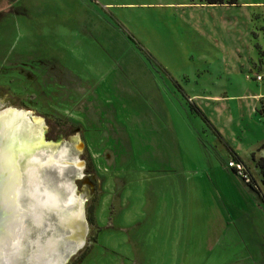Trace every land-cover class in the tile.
I'll return each mask as SVG.
<instances>
[{
    "label": "rangeland",
    "instance_id": "obj_1",
    "mask_svg": "<svg viewBox=\"0 0 264 264\" xmlns=\"http://www.w3.org/2000/svg\"><path fill=\"white\" fill-rule=\"evenodd\" d=\"M262 94L264 0H0V112L88 223L64 264H264Z\"/></svg>",
    "mask_w": 264,
    "mask_h": 264
},
{
    "label": "bare ground",
    "instance_id": "obj_2",
    "mask_svg": "<svg viewBox=\"0 0 264 264\" xmlns=\"http://www.w3.org/2000/svg\"><path fill=\"white\" fill-rule=\"evenodd\" d=\"M40 123L0 112V264H60L62 247L81 240L82 200L71 181L51 173L61 169L63 151L43 144Z\"/></svg>",
    "mask_w": 264,
    "mask_h": 264
},
{
    "label": "water",
    "instance_id": "obj_3",
    "mask_svg": "<svg viewBox=\"0 0 264 264\" xmlns=\"http://www.w3.org/2000/svg\"><path fill=\"white\" fill-rule=\"evenodd\" d=\"M51 173H53V175L56 177V175H57L56 170L54 172H51ZM82 218H83L84 222L81 226V232L79 234V238H81V240L78 241V243H72V245L70 247H69V244L66 246L67 248L62 247L61 254H63L66 261L64 262V260H63V261H61L62 263H60V264L66 263L68 261V259L70 257H72L79 250V248H81L85 244L86 236L88 233V223H87L86 218H85L84 210H83Z\"/></svg>",
    "mask_w": 264,
    "mask_h": 264
},
{
    "label": "trees",
    "instance_id": "obj_4",
    "mask_svg": "<svg viewBox=\"0 0 264 264\" xmlns=\"http://www.w3.org/2000/svg\"><path fill=\"white\" fill-rule=\"evenodd\" d=\"M206 3L209 4V5H215V4H223V0H206ZM263 102L260 103V108L256 111L259 115H261L262 117H264V98H262ZM59 118V117H58ZM64 120L66 118H63ZM69 121V120H68ZM75 123V122H73ZM233 161L236 162V163H239L241 165H243V163L240 161L239 158L236 157V155H233ZM262 162H264L263 160H261ZM230 161H228L229 163ZM228 163H227V168L231 171H233L236 175L237 173L235 172V169L234 168H230L228 167ZM244 166V165H243ZM245 171L249 174L250 176V182H248V186L251 187L253 190H256L255 188H258L256 185H255V180L252 178V176L250 175V173L248 172V170L245 168ZM238 176V175H237ZM241 178V177H240ZM242 179V178H241ZM243 180V179H242ZM244 181V180H243Z\"/></svg>",
    "mask_w": 264,
    "mask_h": 264
},
{
    "label": "built area",
    "instance_id": "obj_5",
    "mask_svg": "<svg viewBox=\"0 0 264 264\" xmlns=\"http://www.w3.org/2000/svg\"><path fill=\"white\" fill-rule=\"evenodd\" d=\"M261 77L257 76V80H260ZM228 167L230 168H234L235 169V172L237 173V175L239 177H241L245 183H248L250 182V176L249 174L245 171V167L239 163H236L234 161H230L228 163Z\"/></svg>",
    "mask_w": 264,
    "mask_h": 264
},
{
    "label": "crops",
    "instance_id": "obj_6",
    "mask_svg": "<svg viewBox=\"0 0 264 264\" xmlns=\"http://www.w3.org/2000/svg\"><path fill=\"white\" fill-rule=\"evenodd\" d=\"M262 95H264V94H262ZM262 95H258V96H262ZM89 105H87V104H85V106H84V108H83V110L81 111V113H83V112H87V107H88ZM91 111V110H90ZM256 112V111H255ZM94 114V113H93ZM147 117V116H146ZM148 119V117L146 118V120ZM82 130H83V127H82ZM83 134L85 135V132H84V130H83ZM85 138V137H84ZM85 142H86V139H85ZM87 143V142H86ZM88 144V143H87ZM85 145V144H84ZM88 147H89V144H88ZM230 159L231 158H229L228 160H227V163H228V161H230ZM227 163H225L226 164V166H227ZM231 171V170H230ZM235 174V173H234ZM236 175V174H235ZM237 176V175H236ZM238 178H240L239 176H237ZM241 179V178H240ZM244 182V181H243ZM245 183V182H244ZM245 184H247V183H245ZM248 185V184H247ZM176 194V193H175ZM146 195H147V201L150 199L151 200V196H150V193L148 192V193H146ZM152 201V200H151ZM147 203V202H146ZM146 208H145V210H146V212H148L149 210H150V208L151 207H149L150 206V202L149 203H147L146 204ZM197 218V217H196ZM194 219V218H193ZM137 246H138V244H136ZM140 246V245H139ZM137 248V247H136ZM135 251V253L136 254H141L142 253V251H139L138 249H135L134 250Z\"/></svg>",
    "mask_w": 264,
    "mask_h": 264
},
{
    "label": "snow or ice",
    "instance_id": "obj_7",
    "mask_svg": "<svg viewBox=\"0 0 264 264\" xmlns=\"http://www.w3.org/2000/svg\"><path fill=\"white\" fill-rule=\"evenodd\" d=\"M23 156H24V153H23V152H21V154H20V158L22 159V158H23ZM13 163H16V161H14Z\"/></svg>",
    "mask_w": 264,
    "mask_h": 264
}]
</instances>
